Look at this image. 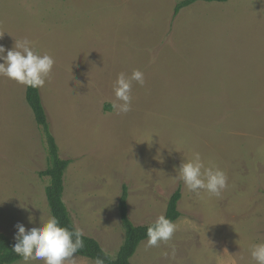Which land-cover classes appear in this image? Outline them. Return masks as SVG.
Listing matches in <instances>:
<instances>
[{"label":"rangeland","instance_id":"obj_1","mask_svg":"<svg viewBox=\"0 0 264 264\" xmlns=\"http://www.w3.org/2000/svg\"><path fill=\"white\" fill-rule=\"evenodd\" d=\"M178 1L0 0V45L28 39L55 60L39 89L60 155L72 161L64 201L84 235L116 257L123 186L135 225L164 215L179 189L175 258L146 239L133 264H217L225 250L229 264H255L250 249L264 243V0L197 2L176 15ZM134 70L145 83L133 81L131 110L118 114L113 84ZM26 88L0 76V230L13 240L17 224L30 230L52 216L50 178L39 174L47 143ZM193 152L226 173L221 197L178 178Z\"/></svg>","mask_w":264,"mask_h":264},{"label":"clouds","instance_id":"obj_2","mask_svg":"<svg viewBox=\"0 0 264 264\" xmlns=\"http://www.w3.org/2000/svg\"><path fill=\"white\" fill-rule=\"evenodd\" d=\"M0 61H3L0 63V76L32 88L45 86L55 64L51 55L35 52L32 41L28 39L16 40L11 50L0 45ZM133 81L143 86L144 73L134 70L128 76L122 72L113 84L115 100L112 102V108L118 114H126L131 110ZM177 172L185 187L197 195L203 190L210 196L221 197L228 187L226 173L214 164L205 166L199 152H193L191 159L183 160ZM29 221L34 223V217L30 215ZM16 227L17 243L12 250L22 259L23 264H31L33 261H42L43 264H78L79 257L74 254L84 247V231L79 226L74 224L70 229L62 226L55 216H50L45 222H41L39 227L30 230L23 224H17ZM177 230L178 224L175 221L165 215L158 216L147 227L146 248L159 247L161 243L168 244L172 248L171 256L175 258V246L170 242ZM250 254L255 264H264V243L253 245ZM95 264H103V261L97 258ZM217 264H229L226 250L224 255L217 254Z\"/></svg>","mask_w":264,"mask_h":264},{"label":"trees","instance_id":"obj_3","mask_svg":"<svg viewBox=\"0 0 264 264\" xmlns=\"http://www.w3.org/2000/svg\"><path fill=\"white\" fill-rule=\"evenodd\" d=\"M228 1L230 0H180L175 6V14L178 15L182 9L197 2L224 3ZM26 101L33 112L37 124L42 128L47 143L48 167L46 170L40 171L39 174L50 178L49 184L45 188V194L51 215L58 218L62 226L71 229L75 223L68 206L64 201V177L65 172L72 161L70 159H63L60 155L59 146L50 128L48 115L42 101L40 89L27 86ZM181 197V191L178 189L172 194L168 202L164 215L173 221L178 220L182 215L178 208ZM119 212L125 230V239L120 246L116 257H113L106 252L96 238L87 235L82 237L84 247L74 255L90 258L94 261L99 258L103 261V264H133L131 258L136 253L141 242L147 239V227L152 223L135 225L132 222L129 217L127 186H123V192L119 199ZM16 243V239H11L6 233L0 230V264H13L16 261L21 260V258L12 250V247Z\"/></svg>","mask_w":264,"mask_h":264},{"label":"crops","instance_id":"obj_4","mask_svg":"<svg viewBox=\"0 0 264 264\" xmlns=\"http://www.w3.org/2000/svg\"><path fill=\"white\" fill-rule=\"evenodd\" d=\"M74 256H77L79 257V260H78V264H91L90 261H88V259L90 258H86V257H83V256H79V255H74Z\"/></svg>","mask_w":264,"mask_h":264}]
</instances>
